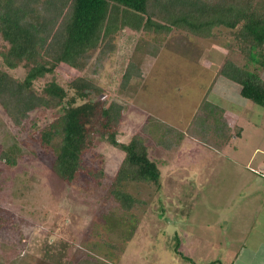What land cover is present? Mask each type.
Here are the masks:
<instances>
[{"label":"rangeland","instance_id":"obj_1","mask_svg":"<svg viewBox=\"0 0 264 264\" xmlns=\"http://www.w3.org/2000/svg\"><path fill=\"white\" fill-rule=\"evenodd\" d=\"M153 19L163 28L124 27L103 38L98 50L111 37L115 47L102 61L95 53L82 69L49 62L52 71L34 80V87L41 92L56 81L67 92L65 101L75 105L119 102L117 139L128 142L140 135L145 140L158 183L122 181L123 190L137 200L123 207L110 189L125 152L105 139L85 150V167L74 180L62 179L51 167L55 153L41 142L42 130L62 109L32 110L17 125L0 103V151L9 135L20 148L14 165L0 159L2 264H188L186 245L205 264H230L234 249L240 263L250 256L248 262L262 264L258 252L264 247L251 252L264 231V106L218 75L226 60L244 66L245 58L224 27L197 36ZM8 45L0 34V69L23 80V63L10 68L4 62ZM129 66L132 74L123 87ZM259 74L264 79V69ZM82 80L94 85L84 90L85 97L74 85ZM204 99L225 106L233 135L228 143L213 128L204 138L203 130L196 132L195 120L206 116ZM164 140L171 144L159 143ZM100 170L103 176L93 174Z\"/></svg>","mask_w":264,"mask_h":264},{"label":"trees","instance_id":"obj_2","mask_svg":"<svg viewBox=\"0 0 264 264\" xmlns=\"http://www.w3.org/2000/svg\"><path fill=\"white\" fill-rule=\"evenodd\" d=\"M153 17L197 36H208L217 26L226 28L246 63L241 66L228 59L218 75L238 83L243 97L264 106V79L259 74V69H264V0H0V34L9 43L2 51L4 62L10 68L22 63L27 67L23 80L0 69L1 105L17 125L32 110L62 109L61 115L42 130L41 142L55 153L51 167L64 180H74L85 167L83 154L96 139H105L124 151L110 191L125 208L133 207L137 200L120 183L133 180L156 184L159 171L151 163L148 147L140 135H134L128 142L117 139L122 116L120 103L111 101L101 108L91 101L75 105L74 100L65 101L67 92L56 81L47 83L38 92L34 80L52 71L47 64L53 60L65 61L78 69L84 68L95 53L98 62L102 61L115 47L111 37L98 50L103 38L124 27L135 31L163 28ZM131 74L129 66L123 87ZM74 85L83 97L87 96L84 90L94 86L86 80L75 81ZM203 102L206 116L195 120L196 132L203 130L204 138L208 129L213 128L215 135L228 143L233 135L226 122L225 106L218 101ZM172 130L165 128L167 134ZM236 135H241L239 127ZM9 136L3 141L0 159L14 165L20 148L15 137ZM165 142L159 143L167 147L171 144ZM93 174L104 175L101 170Z\"/></svg>","mask_w":264,"mask_h":264},{"label":"crops","instance_id":"obj_3","mask_svg":"<svg viewBox=\"0 0 264 264\" xmlns=\"http://www.w3.org/2000/svg\"><path fill=\"white\" fill-rule=\"evenodd\" d=\"M261 231L258 234L261 235V236H263V238L261 240H259V242L257 244H254V247L253 248H255L257 246H259V247L257 249H254L251 252V254H253V252L258 251L260 247H262V246L264 247V231L262 232V234H261ZM186 246L190 249L189 251H187V252L184 253L185 254L184 259L187 261L188 264H205V263L200 262V261H202L200 259H199V261H197L196 254H195V249L193 250V247L188 246V245H186ZM191 250L193 252H191ZM258 254L261 257V259H260L261 263L264 264V253L258 252ZM240 257L241 256H239V252L236 249H234V251L231 254V257H229L230 258L229 259L230 260V264H251L250 262L247 261V260H250V256H247L246 257V260L244 262L242 261L241 263H240V260H241ZM253 259H254V257H251V260H253ZM213 263L217 264L219 262H213Z\"/></svg>","mask_w":264,"mask_h":264}]
</instances>
